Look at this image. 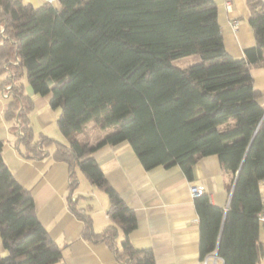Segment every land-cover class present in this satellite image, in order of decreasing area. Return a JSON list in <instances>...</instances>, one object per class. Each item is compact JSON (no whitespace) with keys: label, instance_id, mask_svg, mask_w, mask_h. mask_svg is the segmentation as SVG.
I'll list each match as a JSON object with an SVG mask.
<instances>
[{"label":"trees","instance_id":"trees-1","mask_svg":"<svg viewBox=\"0 0 264 264\" xmlns=\"http://www.w3.org/2000/svg\"><path fill=\"white\" fill-rule=\"evenodd\" d=\"M38 7L0 0V86L7 87L3 118L20 154L43 159L47 147L67 164L68 192L81 173L108 198L110 224L100 233L75 202L81 237L105 242L126 264H155L150 248L136 249L129 208L105 177L94 152L127 141L145 170L193 166L216 155L232 176L226 209L207 194L194 198L201 258L219 264H259L260 182L264 180V110L250 69H264V2L245 0L254 45L242 58L227 53L215 0H58ZM197 55L184 68L172 61ZM48 96L68 144L36 134L29 122L33 100L26 87ZM88 122L106 131L95 142L76 138ZM0 140V264H54L61 250L39 222L30 191L2 158ZM121 236L120 242L117 238Z\"/></svg>","mask_w":264,"mask_h":264},{"label":"crops","instance_id":"crops-1","mask_svg":"<svg viewBox=\"0 0 264 264\" xmlns=\"http://www.w3.org/2000/svg\"><path fill=\"white\" fill-rule=\"evenodd\" d=\"M21 1L34 7L48 2L59 8L58 0ZM215 2L225 50L234 58H242L244 50L254 45L245 0ZM233 20L238 22L234 28L231 26ZM250 72L259 93L258 102L264 110V69L252 66ZM26 92L33 100L29 113L33 131L68 144L67 138L57 128V112L50 108L48 96L35 95L29 87H26ZM5 95L7 87L0 86L2 158L15 180L30 191L39 222L61 250V258L54 264H126L114 258L105 242L81 237L84 223L68 208L70 201L75 202L76 208L89 214L93 232L100 233L110 224L106 215L107 196L81 173L77 174L76 190L69 194L68 166L52 156L54 147H47V155L43 159L23 157L9 124L3 118ZM105 132L88 122L77 133V139L95 142ZM94 156L109 183L135 213L137 224L129 233L132 245L136 249L150 248L155 264H198L201 259L199 221L189 187H201L211 204L226 209L232 176L222 170L218 157L208 155L199 159L193 166V179L188 180L178 166H157L145 170L127 141L102 146ZM260 190H264V180L260 182ZM121 239L119 236L117 241ZM258 243L263 252L259 264H264V227L260 224ZM0 254H5L1 243Z\"/></svg>","mask_w":264,"mask_h":264},{"label":"built area","instance_id":"built-area-1","mask_svg":"<svg viewBox=\"0 0 264 264\" xmlns=\"http://www.w3.org/2000/svg\"><path fill=\"white\" fill-rule=\"evenodd\" d=\"M229 7V6H228ZM237 20H233L231 21V26L234 28L237 25ZM189 193L192 197H198L201 194H203V190L201 187L197 186V185H191L189 187ZM261 209L260 211L257 213V219L258 222L261 226L264 227V190L262 192L261 195ZM221 262L220 258L217 256L216 251L215 252H211L209 254H206L205 256H203L198 264H219Z\"/></svg>","mask_w":264,"mask_h":264},{"label":"rangeland","instance_id":"rangeland-1","mask_svg":"<svg viewBox=\"0 0 264 264\" xmlns=\"http://www.w3.org/2000/svg\"><path fill=\"white\" fill-rule=\"evenodd\" d=\"M198 61H199V57L197 55H188V56L180 57V58L173 60L172 64L176 67L184 68V67L189 66L191 64H194ZM91 123L94 124V122H91ZM85 127H86V125L84 126V128ZM76 138H77V134H76ZM50 146L54 147L53 145H50ZM103 195L106 197V195L104 193H103ZM0 243H1V240H0Z\"/></svg>","mask_w":264,"mask_h":264}]
</instances>
